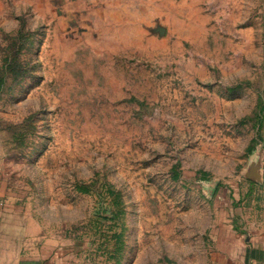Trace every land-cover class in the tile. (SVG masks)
I'll return each mask as SVG.
<instances>
[{"label":"rangeland","instance_id":"obj_1","mask_svg":"<svg viewBox=\"0 0 264 264\" xmlns=\"http://www.w3.org/2000/svg\"><path fill=\"white\" fill-rule=\"evenodd\" d=\"M252 172L264 0H0V192L19 225L84 239L88 264H210L263 192Z\"/></svg>","mask_w":264,"mask_h":264},{"label":"crops","instance_id":"obj_2","mask_svg":"<svg viewBox=\"0 0 264 264\" xmlns=\"http://www.w3.org/2000/svg\"><path fill=\"white\" fill-rule=\"evenodd\" d=\"M257 181L262 183L263 192L253 198L250 212L243 210L238 217L242 225L237 240L224 241L215 232L210 264H264V182ZM4 196L0 192V264L89 263L84 239L66 241L62 236L49 235L46 228L33 233L25 224L17 223L14 212L3 208Z\"/></svg>","mask_w":264,"mask_h":264},{"label":"water","instance_id":"obj_3","mask_svg":"<svg viewBox=\"0 0 264 264\" xmlns=\"http://www.w3.org/2000/svg\"><path fill=\"white\" fill-rule=\"evenodd\" d=\"M252 179H255V180H260V178L257 176V173L256 172H252Z\"/></svg>","mask_w":264,"mask_h":264}]
</instances>
